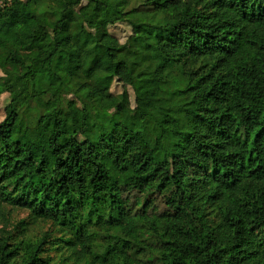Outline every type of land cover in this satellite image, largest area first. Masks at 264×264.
Instances as JSON below:
<instances>
[{"label": "trees", "instance_id": "obj_1", "mask_svg": "<svg viewBox=\"0 0 264 264\" xmlns=\"http://www.w3.org/2000/svg\"><path fill=\"white\" fill-rule=\"evenodd\" d=\"M118 6L0 0V264H264V0Z\"/></svg>", "mask_w": 264, "mask_h": 264}, {"label": "rangeland", "instance_id": "obj_2", "mask_svg": "<svg viewBox=\"0 0 264 264\" xmlns=\"http://www.w3.org/2000/svg\"><path fill=\"white\" fill-rule=\"evenodd\" d=\"M104 13L103 16L110 22H117L122 18V13L118 6L119 0H101ZM118 24V23H116ZM35 28V23L30 20L13 18L11 20L0 21V40H2L4 45L16 50L22 57L25 54H31L30 50V32ZM128 27H125L127 31ZM2 74V73H1ZM157 99V92L151 90L147 96L146 100L150 104L154 103ZM71 124L79 128L82 121V115L78 108L74 107L69 111ZM10 221L17 222L21 219H26L28 222H32V218L29 216V212L26 210H15L9 215ZM0 215V219H1ZM42 225L40 222H32L27 225L28 231L37 232L41 229Z\"/></svg>", "mask_w": 264, "mask_h": 264}]
</instances>
